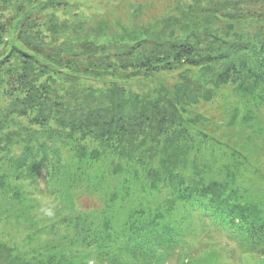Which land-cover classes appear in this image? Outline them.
Masks as SVG:
<instances>
[{"label": "trees", "instance_id": "1", "mask_svg": "<svg viewBox=\"0 0 264 264\" xmlns=\"http://www.w3.org/2000/svg\"><path fill=\"white\" fill-rule=\"evenodd\" d=\"M186 1L160 25L86 28L59 20L70 0H0V221L26 230L22 246L0 234V264H215L185 256L196 231L205 249L221 237L226 250L210 252L231 260L264 255V191L247 183L264 147L263 25L249 35L220 0L198 13ZM252 14L264 7L248 4ZM182 67L145 94L128 84ZM222 86L245 103L216 121L249 133L239 146L191 114ZM85 192L102 206L82 210Z\"/></svg>", "mask_w": 264, "mask_h": 264}, {"label": "rangeland", "instance_id": "2", "mask_svg": "<svg viewBox=\"0 0 264 264\" xmlns=\"http://www.w3.org/2000/svg\"><path fill=\"white\" fill-rule=\"evenodd\" d=\"M70 2L73 3V7L70 8L72 11L66 15L58 12L57 15L59 20L67 19L70 21L75 19L76 21H84V19H86L88 20V23L85 25L86 28L90 27L92 22L98 19L107 20L111 23L120 22L124 25H136L138 27L144 25L151 26L152 24L160 25L169 16L176 14L174 11L176 4L173 0H70ZM207 2L208 0H187L185 3L190 8L193 7V11L196 12V10L199 11L200 8L205 10L207 8ZM245 3L247 5H244ZM248 4H256L257 6L264 7V0H220L219 4H216V7L219 8L221 5H227L224 9L228 8L230 14L233 13V10L234 12L243 13L247 18L241 15L242 17L239 20H233V23L236 24L238 30L247 32L249 35H254L262 25L264 29V14H252L250 17L245 15ZM75 13L78 14L74 15ZM226 24L227 19H221L215 21L212 27L218 29V33L221 34L225 31L223 27L226 26ZM11 35L14 36L15 34ZM3 41L6 40L3 39ZM0 49L5 50L8 48L0 47ZM184 69V67L177 68L172 73H164L150 79L131 78L128 84L138 93L145 94L146 92L154 91L161 85H172L179 79ZM84 83L99 87L101 82L97 80H85ZM214 93L215 97L212 101H201L199 104L194 105L191 108V114H201L207 117L215 128V137L218 140L228 145L239 146L245 141L249 133L234 126L228 127L224 125L220 128L216 125V121L223 119V117L229 113L228 110L222 111L223 105H227L229 109L231 107L243 109L245 103L229 86L217 88L214 90ZM254 154H256L255 168L259 167L260 172H257L256 177L252 180H248L247 183L254 188L259 187L261 191H264V147L261 150H257ZM260 175H262L263 178H260ZM100 199L101 196L99 194L91 192L89 194L85 192L80 195L78 205L84 211L99 209L102 206ZM41 204L48 209H51L54 205L51 199H43L41 200ZM0 234L9 245L22 246L26 230L22 225L13 224L8 221H0ZM214 237L210 234L206 237V241L209 243L205 242L209 244V248L215 247L218 251L226 250V248L222 250L220 248V244H224L223 240H221L222 238L217 235H214ZM201 238L202 234H200L199 231H196L192 236L187 238L186 241H188V243L184 248L185 256L195 260V257L200 256V254L204 252L203 254H208V256L214 259L215 264H264V255L260 254L243 253L240 254L239 257L237 256L238 254H236L231 260L227 255L223 257L220 252H210V249H205L204 244H200ZM208 238H212L214 242L208 240ZM168 264H175V261ZM198 264L202 263L199 262Z\"/></svg>", "mask_w": 264, "mask_h": 264}]
</instances>
